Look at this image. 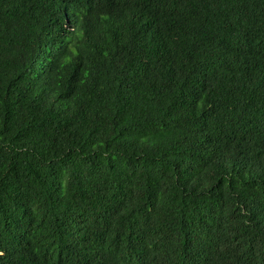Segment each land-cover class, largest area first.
Segmentation results:
<instances>
[{
  "label": "trees",
  "instance_id": "16d2710c",
  "mask_svg": "<svg viewBox=\"0 0 264 264\" xmlns=\"http://www.w3.org/2000/svg\"><path fill=\"white\" fill-rule=\"evenodd\" d=\"M0 264H264V0H0Z\"/></svg>",
  "mask_w": 264,
  "mask_h": 264
}]
</instances>
